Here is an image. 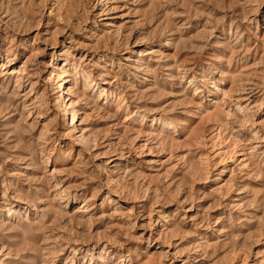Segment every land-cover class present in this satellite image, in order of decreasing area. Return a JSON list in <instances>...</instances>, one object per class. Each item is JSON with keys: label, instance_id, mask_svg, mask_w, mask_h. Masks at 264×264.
<instances>
[{"label": "rangeland", "instance_id": "374dc122", "mask_svg": "<svg viewBox=\"0 0 264 264\" xmlns=\"http://www.w3.org/2000/svg\"><path fill=\"white\" fill-rule=\"evenodd\" d=\"M93 3L95 9L83 31L69 30L72 39L57 37V25L46 14L38 30H26L20 38L23 46L13 55L9 35L0 30V66L9 73L7 78L0 76V250H4L0 261L264 264V129H259L264 123V88L260 87L264 85V8L258 29L237 44V29L243 33L244 26L234 25L231 14L221 22L222 0ZM19 7L25 9V0ZM234 11L242 9L238 5ZM74 23L79 26L81 21ZM81 44L102 45L108 54L96 59L130 69L119 84L115 76L104 81L113 95L97 99L73 90L75 84L66 75L70 61L91 59V54L79 49ZM235 48L250 51L233 59ZM34 53L36 59L29 63ZM209 66L219 69L217 87L202 93L203 110L175 113L187 128L166 144L162 110L169 104L185 108L193 76L199 80ZM125 85L134 98L139 97L137 104L130 105L133 111L139 106L154 113L147 124L133 125L134 135L123 120L110 118L116 102L126 95ZM150 89L158 92L146 99ZM234 92L247 97L242 104L260 106L257 129H244L238 137L225 139L221 126L228 120L229 97ZM158 93L168 95L158 101ZM258 130L259 135H254ZM149 137L160 139L150 143ZM109 153L113 173L126 174L135 168L137 175L144 174L147 179L140 192L125 193L117 183L93 199L96 183L76 187L84 175H90L92 162L98 168ZM125 153L127 158L121 160ZM174 157L187 159L177 167ZM121 178L112 176L113 181ZM66 189L72 190L67 199ZM61 201L71 203V208L62 209ZM88 202L91 210L84 211ZM37 204L43 206L36 208ZM9 205L18 211L32 207L34 223L47 225L60 219L57 237L42 232L26 239ZM61 233L62 245H46ZM26 246L32 250L25 261L11 258ZM53 256L55 260L46 261Z\"/></svg>", "mask_w": 264, "mask_h": 264}, {"label": "clouds", "instance_id": "9594fccd", "mask_svg": "<svg viewBox=\"0 0 264 264\" xmlns=\"http://www.w3.org/2000/svg\"><path fill=\"white\" fill-rule=\"evenodd\" d=\"M100 0H97V3ZM111 3H116L117 0H110ZM133 4L140 3L141 0H131ZM157 0H154L156 3ZM202 2L210 3L212 0H202ZM177 0H163V4H175ZM20 0H0V30L5 31L9 37V48L12 50L13 55L23 46L20 38L27 34L28 29L38 30L42 25L45 19V15H48L49 20L53 21L57 25L56 36H65L68 39H72V32L83 31V25L87 21L88 17L95 9V4L93 0H31L30 7L28 6V0H25V9L22 10L20 7ZM242 9V11L236 13L234 10L237 6ZM222 10L224 11V16L221 17V22L224 21L230 14L234 16L233 23L234 25L239 22V24L244 26V32H240L237 29L235 40L238 44L243 36L250 32L253 28H257L260 24V9L264 8V0H230L228 3H224L222 0ZM116 10V9H112ZM79 19L81 21L80 25L77 26L74 23V20ZM124 25L121 26L123 28ZM139 27V25H138ZM252 35H256L255 32H252ZM129 39H131V33H129ZM73 46H76V41L73 40ZM79 49H83L84 52L91 54V59L88 56H85L83 59L78 62L71 60L68 65V72L66 73L69 83H74V91L78 92L82 97L86 96L88 93L95 95L97 99L108 97L113 95L107 90V87L104 83L106 78L115 76V83H121V77L125 72L130 71L125 65L121 64L119 68L115 64H109L106 59H96L98 56L103 53L106 57L109 49L103 48L102 45H79ZM203 49H201L202 51ZM131 51V47L127 49ZM250 49L235 48L233 51V59L247 55ZM43 54V53H40ZM72 50H68V55L71 56ZM37 54H33L30 58L29 63L35 61ZM264 63V62H262ZM219 69L209 66L204 69L201 73L200 79L197 80L195 76L191 81V84L194 87L191 89V95L186 96L183 104L185 108H182L180 105L173 106L171 104L166 105L162 110L165 113V118H163L164 123V135L166 137L165 143L167 144L170 140L176 139L183 135L186 131L187 125H184L180 120L175 118V113L178 111L186 110L190 108L195 112H199L204 108V97L202 93L204 90L209 92L217 87V73ZM9 73H7L3 66H0V76L7 78ZM36 75L39 76V71L37 70ZM63 79V77H62ZM181 82L183 83V74L181 75ZM264 88V85L260 86ZM189 89H186L188 91ZM247 90V89H245ZM123 91L126 95L122 97L118 102H116L115 111L111 113L110 118L113 120H123L124 123L129 125V134L134 135V127L137 122L140 125L147 124L150 116L154 115L151 109H141L139 106L136 107L133 111L130 105L137 104L139 97H133L132 91H130L127 85L124 86ZM134 91V90H133ZM158 92L157 89H150L145 93V98L150 99L151 93ZM168 93H158L155 96L156 100H162L164 96ZM247 97H242L239 95V92H234L232 96L229 97L230 107L228 111V120L224 121V124L221 126V136L222 138L227 139L228 137H238L240 132L244 129H257L256 115L258 114L259 105H251L250 103H243V100H246ZM75 107V105H73ZM110 107V106H109ZM223 108V106H221ZM234 109V110H233ZM101 112L106 111V109H101ZM223 115V113H221ZM243 121V122H241ZM220 124V121H217ZM233 125H238L233 127ZM259 129H264V123L259 124ZM254 135H259V130L254 133ZM159 137H149L150 143H158ZM133 145L135 141L132 142ZM243 143V142H241ZM192 148H195V145H192ZM255 151V149H253ZM118 155V153H117ZM127 158V153L123 157H120L121 160ZM187 157H174V162L177 167L183 165ZM113 154H108L107 161L100 165L98 168L95 166V162L91 164V173L90 175L83 176V182L77 185V188H87L90 182L97 184V191L93 194V199L105 188V187H115L117 183L121 188L124 189L125 193L128 191L140 192L144 186V182L147 179L143 173L137 175V170L135 168L130 169L126 174L113 173ZM117 168L120 167L119 164L116 165ZM118 175L122 176L118 181H113L112 176ZM107 177V182L105 180ZM53 179H55L53 177ZM59 190V185H58ZM71 189L64 190L63 196L67 199V195L71 192ZM61 200L60 197L57 198ZM35 204V202H33ZM43 205H35L36 208L42 207ZM11 209V212L14 214V218H18L20 225V230L25 233L26 239H34L42 232H47L50 237H57L56 229L61 222L60 219H57L52 224L43 225L40 222H33L31 215L33 208H25L23 210H17L14 206H8ZM62 209H70L71 203L65 205L61 201ZM91 210V202H88L84 208V211ZM37 215L39 213L37 212ZM66 219V217H65ZM47 246H56L59 247L64 243L63 234L61 233L58 238L49 239L45 242ZM6 250V249H5ZM31 247H23L19 252H13L11 258L23 262L27 258V253L31 251ZM0 250V254H2ZM46 261H53L56 259L53 257H46ZM0 264H3L0 261ZM88 264H91L89 261Z\"/></svg>", "mask_w": 264, "mask_h": 264}, {"label": "bare ground", "instance_id": "6f19581e", "mask_svg": "<svg viewBox=\"0 0 264 264\" xmlns=\"http://www.w3.org/2000/svg\"><path fill=\"white\" fill-rule=\"evenodd\" d=\"M74 116V115H73ZM75 118V117H74Z\"/></svg>", "mask_w": 264, "mask_h": 264}]
</instances>
